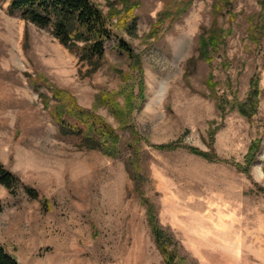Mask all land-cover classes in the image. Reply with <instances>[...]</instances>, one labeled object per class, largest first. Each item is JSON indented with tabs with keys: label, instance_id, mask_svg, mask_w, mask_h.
<instances>
[{
	"label": "rangeland",
	"instance_id": "rangeland-1",
	"mask_svg": "<svg viewBox=\"0 0 264 264\" xmlns=\"http://www.w3.org/2000/svg\"><path fill=\"white\" fill-rule=\"evenodd\" d=\"M9 1L0 0V162L33 186L39 199L22 186L12 195L0 185V241L6 250L20 264H164L126 169L130 151L121 148L113 158L60 136L40 96H50L57 86L85 108L93 107L102 89L124 91L123 104L134 93L131 120L141 137L143 196L187 264H264L259 1L229 0L223 7L217 19L223 42L208 64L197 58V48L199 35L214 20V0H134L135 32L110 20L115 36L105 42L103 64L92 74L91 65L79 62L51 28L10 15ZM92 1L104 14L112 8L128 14L125 0ZM118 39L131 48L132 59L117 50ZM254 79L257 109L246 117L239 107L251 108ZM142 82L145 98L139 105ZM98 113L122 139L128 137L106 108ZM177 140L182 147H157ZM255 140H261L260 148L245 172L236 165H244ZM189 146L213 149L221 161L190 153Z\"/></svg>",
	"mask_w": 264,
	"mask_h": 264
},
{
	"label": "trees",
	"instance_id": "trees-1",
	"mask_svg": "<svg viewBox=\"0 0 264 264\" xmlns=\"http://www.w3.org/2000/svg\"><path fill=\"white\" fill-rule=\"evenodd\" d=\"M264 9V0H258ZM127 15L122 16L117 9H111L108 14L103 11L92 0H10L8 13L18 15L26 22H31L39 28H51L52 35L68 51L78 56L79 62L88 63L91 67L88 73L96 72L103 64L105 58V42L112 39L115 34L109 26V21L119 19V27L133 34L137 28V18L132 13L138 6L134 0H125ZM229 4V0H214L213 14L214 20L211 26L205 29L198 39V56L208 64L213 61L212 53L218 49L223 42L224 31L218 25L217 19L222 15L223 7ZM117 12H116V11ZM118 22V21H117ZM116 48L119 52L127 53L132 59L131 48L122 39L117 40ZM212 74L209 76V86L213 89L215 85ZM253 89L249 97L250 109L240 106L239 112L250 117L257 109V96L259 88L257 79H254ZM31 84L37 87V83L32 79ZM51 95L40 93L44 106L49 109L50 115L57 125L60 136L65 138H75L77 145L81 149L97 150L101 154L109 157H118L121 148L130 151L126 169L133 181V191L140 196L141 202L146 207V218L153 237L154 244L162 255L164 264H187L184 257L178 252L174 238L159 226L154 206L142 192V174L140 142L138 130L136 129L131 115L134 110V93L129 92L124 97V104L120 102L119 96L125 95L124 91H110L102 89L95 96L92 108H85L77 103L76 98L67 90L57 86L51 88ZM141 105L145 98L144 82L141 83L139 92ZM218 98V97H217ZM221 100V98H219ZM139 105L137 108H139ZM223 108V103H220ZM106 108L107 111L117 120L119 127L125 129L128 137L122 139L116 128L109 123L104 116L98 113V109ZM261 140L251 143L247 154L244 157V165L239 163L237 168H243L245 172L254 164L257 151L260 148ZM158 149H176L182 147L180 140L167 144H160ZM190 153L201 156L208 161H221L218 155L211 149L204 151L200 148L187 147ZM244 166V167H243ZM0 185L4 186L12 195H16L19 186L31 199H39L38 191L30 185H24L19 176L5 167L0 162ZM43 205H44V201ZM2 206L0 203V212ZM0 264H20L12 256L0 241Z\"/></svg>",
	"mask_w": 264,
	"mask_h": 264
}]
</instances>
